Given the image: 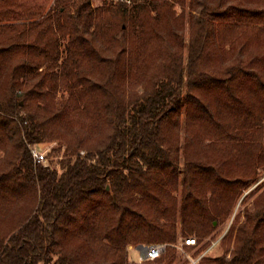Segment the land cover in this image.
I'll return each instance as SVG.
<instances>
[{
    "label": "trees",
    "instance_id": "obj_1",
    "mask_svg": "<svg viewBox=\"0 0 264 264\" xmlns=\"http://www.w3.org/2000/svg\"><path fill=\"white\" fill-rule=\"evenodd\" d=\"M92 3L0 0V264H177L264 169V0ZM259 190L195 264H264Z\"/></svg>",
    "mask_w": 264,
    "mask_h": 264
},
{
    "label": "rangeland",
    "instance_id": "obj_2",
    "mask_svg": "<svg viewBox=\"0 0 264 264\" xmlns=\"http://www.w3.org/2000/svg\"><path fill=\"white\" fill-rule=\"evenodd\" d=\"M39 2H45V3H49L48 5L52 4V1L53 0H37ZM103 0H92V4L93 5H98V3H102ZM177 11L179 12L180 9L179 7L177 6L176 7ZM61 97L59 99V101H61ZM56 146V143L55 142H46V143H43L41 145H39L38 149H40L42 152L48 154L49 151L52 150V148H54ZM60 155H63V153H61ZM60 157H54L55 161H57ZM48 163V161L46 162ZM55 164V162H54ZM260 174V179L255 182V184H253V186H251L248 190H245L244 194L242 196H240V198L238 199V202L235 206V209H234V213L232 214V218H230L227 222H225L224 224H222L216 231H215V234H214V237L212 238V240L210 241V245L213 243V242H217L215 246L212 247V250L207 253L208 256H211V257H215V256H220L224 253V245L222 243V238L223 236L227 233V231L229 230V227L231 226L234 218H235V215L242 211L246 206L247 207H252L253 205V202H254V199L261 193L262 190H259L258 192H256L254 195H252L251 197L247 198V199H244V196L246 194H249L251 191L255 190L257 188L258 185H264V169L260 170L259 172ZM186 237H181L179 239V242H178V245H183V242H185ZM192 238V237H191ZM209 245V246H210ZM208 246V247H209ZM138 245L137 246H131L129 247V259L131 262H135V263H141L143 262L141 259H140V251L138 249ZM207 247V248H208ZM185 249V252L186 253H182L181 251H179V258L177 260V264H183V261H185V259H187V254L192 256V257H198L201 253L199 254H194L196 252L197 249H199L197 246L196 247H187L186 245L184 246ZM187 263L189 264V260L187 259Z\"/></svg>",
    "mask_w": 264,
    "mask_h": 264
},
{
    "label": "built area",
    "instance_id": "obj_3",
    "mask_svg": "<svg viewBox=\"0 0 264 264\" xmlns=\"http://www.w3.org/2000/svg\"><path fill=\"white\" fill-rule=\"evenodd\" d=\"M33 156L36 161L38 162H47V154L42 152L38 147H33L32 149ZM183 242V245H179L178 249L182 253H186L184 246L186 245H196L197 244V239L196 238H185ZM217 242H213L206 250H203V252L198 256V257H192L187 254V258L190 260V264H195L203 255H206L209 250L216 245ZM167 245L165 243H152V244H145L142 246L139 251H140V259L142 261L144 260H155L164 254V252L167 249Z\"/></svg>",
    "mask_w": 264,
    "mask_h": 264
},
{
    "label": "water",
    "instance_id": "obj_4",
    "mask_svg": "<svg viewBox=\"0 0 264 264\" xmlns=\"http://www.w3.org/2000/svg\"><path fill=\"white\" fill-rule=\"evenodd\" d=\"M139 246V245H138ZM142 246H144V244H140V246L138 247V249H140Z\"/></svg>",
    "mask_w": 264,
    "mask_h": 264
},
{
    "label": "crops",
    "instance_id": "obj_5",
    "mask_svg": "<svg viewBox=\"0 0 264 264\" xmlns=\"http://www.w3.org/2000/svg\"><path fill=\"white\" fill-rule=\"evenodd\" d=\"M211 250H212V248L209 250V252H210ZM209 252H208V253H209ZM187 259H188V258H187ZM188 260H189V259H188ZM189 264H190V260H189Z\"/></svg>",
    "mask_w": 264,
    "mask_h": 264
}]
</instances>
